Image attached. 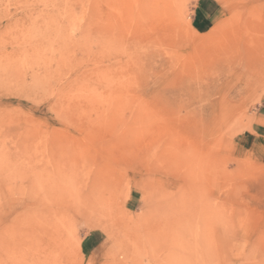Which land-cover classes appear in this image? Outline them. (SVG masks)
<instances>
[{
	"label": "rangeland",
	"instance_id": "obj_1",
	"mask_svg": "<svg viewBox=\"0 0 264 264\" xmlns=\"http://www.w3.org/2000/svg\"><path fill=\"white\" fill-rule=\"evenodd\" d=\"M201 1L0 0V264H264V0Z\"/></svg>",
	"mask_w": 264,
	"mask_h": 264
},
{
	"label": "crops",
	"instance_id": "obj_2",
	"mask_svg": "<svg viewBox=\"0 0 264 264\" xmlns=\"http://www.w3.org/2000/svg\"><path fill=\"white\" fill-rule=\"evenodd\" d=\"M218 12L219 9L212 0H202L194 10L192 22L197 28L204 30L217 17Z\"/></svg>",
	"mask_w": 264,
	"mask_h": 264
},
{
	"label": "bare ground",
	"instance_id": "obj_3",
	"mask_svg": "<svg viewBox=\"0 0 264 264\" xmlns=\"http://www.w3.org/2000/svg\"><path fill=\"white\" fill-rule=\"evenodd\" d=\"M60 182V181H59Z\"/></svg>",
	"mask_w": 264,
	"mask_h": 264
}]
</instances>
